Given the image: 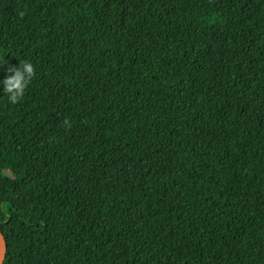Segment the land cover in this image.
<instances>
[{
	"label": "trees",
	"instance_id": "1",
	"mask_svg": "<svg viewBox=\"0 0 264 264\" xmlns=\"http://www.w3.org/2000/svg\"><path fill=\"white\" fill-rule=\"evenodd\" d=\"M0 57L4 264H264V0H0Z\"/></svg>",
	"mask_w": 264,
	"mask_h": 264
},
{
	"label": "clouds",
	"instance_id": "2",
	"mask_svg": "<svg viewBox=\"0 0 264 264\" xmlns=\"http://www.w3.org/2000/svg\"><path fill=\"white\" fill-rule=\"evenodd\" d=\"M0 68L5 71L0 79V94L6 96L9 104L15 105L24 95L35 76V67L29 60H19L17 65H8L5 57H0Z\"/></svg>",
	"mask_w": 264,
	"mask_h": 264
},
{
	"label": "water",
	"instance_id": "3",
	"mask_svg": "<svg viewBox=\"0 0 264 264\" xmlns=\"http://www.w3.org/2000/svg\"><path fill=\"white\" fill-rule=\"evenodd\" d=\"M7 254V243L5 236L0 228V264H4Z\"/></svg>",
	"mask_w": 264,
	"mask_h": 264
}]
</instances>
